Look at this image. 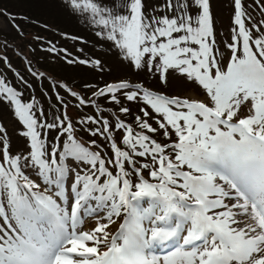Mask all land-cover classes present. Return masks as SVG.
<instances>
[{
	"label": "snow or ice",
	"instance_id": "1",
	"mask_svg": "<svg viewBox=\"0 0 264 264\" xmlns=\"http://www.w3.org/2000/svg\"><path fill=\"white\" fill-rule=\"evenodd\" d=\"M32 3L106 51L0 52V264H264V0Z\"/></svg>",
	"mask_w": 264,
	"mask_h": 264
},
{
	"label": "trees",
	"instance_id": "2",
	"mask_svg": "<svg viewBox=\"0 0 264 264\" xmlns=\"http://www.w3.org/2000/svg\"><path fill=\"white\" fill-rule=\"evenodd\" d=\"M0 8L29 18L28 21L22 20L19 23L25 31V38L18 37L16 30L13 29L8 34L10 38L6 39L9 44L0 46L12 62L19 65L17 68L23 70L21 62L25 60V57L29 59L35 57L45 67L55 69L60 77L66 79L72 87H75L81 81L95 82L101 79L91 71L90 67L80 65L70 67L63 63L62 48H66L75 57H104L106 49L100 46L98 38L93 34V30L87 25L86 21L81 20L78 22L55 11L35 7L32 0H0ZM49 29L51 31H48ZM28 33H31L32 36L38 35L41 37L42 35V37L46 36L53 39V48L60 50V59H56L57 53L50 54L46 50L37 49ZM65 33L68 34L70 41L63 42V34ZM33 47L36 48L35 53L32 52ZM48 47L46 46V48ZM15 53L19 54L20 57L15 58ZM36 66L40 67V64ZM41 70L44 69L41 68ZM7 75L11 77L12 73L8 72ZM103 79H111V77L105 76Z\"/></svg>",
	"mask_w": 264,
	"mask_h": 264
},
{
	"label": "rangeland",
	"instance_id": "3",
	"mask_svg": "<svg viewBox=\"0 0 264 264\" xmlns=\"http://www.w3.org/2000/svg\"><path fill=\"white\" fill-rule=\"evenodd\" d=\"M221 2V8L223 10L224 13H222V15L220 16L221 24L223 26V28H227L228 27V23H229V14H228V2L229 0H220ZM35 12V11H34ZM257 18H259V13H256ZM0 29H8V25L5 22L4 19L0 18ZM6 119V118H5Z\"/></svg>",
	"mask_w": 264,
	"mask_h": 264
}]
</instances>
